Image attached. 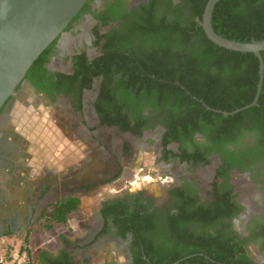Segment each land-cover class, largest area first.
Returning <instances> with one entry per match:
<instances>
[{
  "label": "trees",
  "instance_id": "1",
  "mask_svg": "<svg viewBox=\"0 0 264 264\" xmlns=\"http://www.w3.org/2000/svg\"><path fill=\"white\" fill-rule=\"evenodd\" d=\"M207 1L148 0L128 9L127 0H105L92 10L94 0H89L65 32L83 14H90L96 22L91 34L98 55L89 58L81 51L71 57L70 72H50L47 66L55 41L24 79L52 101L57 96L69 99L72 110L80 113L85 92L99 80L93 102L99 127L136 138L161 127L163 163L197 167L219 156L221 165L209 202L200 203L185 185L170 193V207L165 210L152 208V200L141 194L102 205L103 227L98 237L109 226L123 240L129 234L132 264H256L248 250L249 240L231 231L229 221L243 207L232 196L230 181L234 171H250L264 163V79L256 106L233 116L222 114L252 103L259 63L253 54L228 51L207 39L197 22ZM114 22L117 26L108 28ZM211 26L227 40L264 41V0H220ZM261 57L264 62V52ZM196 135L204 142L196 140ZM249 139L251 145L246 144ZM172 144L178 146L177 153L168 149ZM128 148L125 144L124 155H130ZM80 207L77 197L59 199L46 205L35 223L44 232L66 226ZM30 235L27 230L15 255L7 250L2 256L6 264L22 254L25 264H34L28 248ZM38 261L74 264L62 250L57 255L42 251Z\"/></svg>",
  "mask_w": 264,
  "mask_h": 264
},
{
  "label": "rangeland",
  "instance_id": "2",
  "mask_svg": "<svg viewBox=\"0 0 264 264\" xmlns=\"http://www.w3.org/2000/svg\"><path fill=\"white\" fill-rule=\"evenodd\" d=\"M128 1L133 3L139 0ZM95 25L94 20L83 18L71 31L62 34L57 42L55 55L50 60L49 69L70 72L71 57L81 51H85L89 58L97 56L91 34ZM98 86L99 82L95 81L92 90L85 92L84 114L81 116L68 112L69 99L58 96L52 102L38 94L28 83H23L0 116V131L6 136L0 138L1 144L9 150L21 149L24 153L23 157L16 153L11 155V168H0V247L5 252L8 250L11 255L17 253L18 249L14 253L15 249L7 242H1V234H7L3 233L6 232L4 225L20 207L21 220L26 221L28 227L32 226L31 233L35 231L32 252L36 258L41 250L52 254L65 248L75 253L92 248L93 242L86 244L89 241L87 239L99 235V211L105 201L138 192L160 201L165 199L168 184L184 175L195 179L205 195L213 180L215 162L204 169L191 172L176 163L160 166L157 163L160 154L159 131L146 132L142 137L136 138L130 134L118 133L114 128L98 127L93 111ZM125 144L129 146V156L123 154ZM171 149L176 151L175 146ZM102 167L110 172L119 167L117 180L101 187L91 185L92 187L80 193L82 208L79 214H73L69 218L72 228L55 226L49 232H42L35 223L41 209L60 198L77 194L74 187L64 184V178H70L78 172H83L87 178L92 171H98ZM4 170L10 171V174ZM257 179L256 173L253 177L236 174L232 179L237 200L244 207L243 214L250 217L258 213ZM49 184L53 185L52 188ZM24 207L27 214H30L27 218ZM239 221H235L234 230L243 237ZM61 233H65L63 243L59 240ZM77 236L82 237V240L79 241L78 238V242H71ZM85 237L88 238L84 239ZM100 239L102 238L97 241ZM110 248L115 253L117 264L129 263L125 244L116 243L115 248L113 245ZM4 254L0 252V258ZM250 254L258 264H264V256L257 251L256 245H250ZM75 257L77 264H83L81 256ZM84 262L103 264V255L97 253L89 257L85 254ZM34 263L37 264L36 261Z\"/></svg>",
  "mask_w": 264,
  "mask_h": 264
},
{
  "label": "water",
  "instance_id": "3",
  "mask_svg": "<svg viewBox=\"0 0 264 264\" xmlns=\"http://www.w3.org/2000/svg\"><path fill=\"white\" fill-rule=\"evenodd\" d=\"M88 1L0 0V110L22 85L33 63L53 42L61 38ZM219 1L208 0L201 21L197 20L205 36L225 50L253 54L259 63V80L254 100L242 109L222 113L227 117L257 105L264 79V62L261 57L264 41L242 43L217 35L212 29L211 19Z\"/></svg>",
  "mask_w": 264,
  "mask_h": 264
},
{
  "label": "flooded vegetation",
  "instance_id": "4",
  "mask_svg": "<svg viewBox=\"0 0 264 264\" xmlns=\"http://www.w3.org/2000/svg\"><path fill=\"white\" fill-rule=\"evenodd\" d=\"M104 1L105 0H94V2H91L90 3V7H91V9L92 10H97L98 8H100L103 4H104ZM148 0H139V1H137V2H130V1H128L127 0V2H128V9H131V8H133V7H136V6H138L139 4H141V3H146ZM77 17V16H76ZM75 17V18H76ZM74 18V19H75ZM87 19V18H90L91 20H93V18H92V16L90 15V14H83L81 17H79L75 22H73L72 23V26H71V28H70V30L69 31H71L72 29H73V27H75L76 26V24L81 20V19ZM117 24H118V22H114V23H112V24H110L109 26H108V28H110V27H114V26H117ZM69 31H67V32H69ZM67 32H65V33H67ZM59 41V40H58ZM57 41V42H58ZM57 42H56V44H55V52H56V49H57ZM55 52H54V54H53V56L55 55ZM97 52H98V49H97ZM98 55V54H97ZM53 56L50 58V60L53 58ZM71 61V60H70ZM50 63V62H49ZM47 68H48V70L50 71V72H56V71H52V70H50L49 69V64H48V66H47ZM98 82H100L99 80H97ZM23 83H28L27 81H24ZM22 83V84H23ZM30 86H31V84L30 83H28ZM32 87V86H31ZM20 88H21V86H20ZM19 88V89H20ZM33 88V87H32ZM98 88H99V86H98ZM18 89V90H19ZM34 89V88H33ZM17 90V91H18ZM35 90V89H34ZM16 91V92H17ZM36 91V90H35ZM37 92V91H36ZM97 92H98V90H97ZM38 94H40V95H42V96H45V95H43V94H41V93H39V92H37ZM46 97V96H45ZM58 97V96H57ZM56 97V98H57ZM12 100V97L8 100V102H7V104H6V106H5V108L3 109V111H2V113L0 114V116L3 114V112L6 110V108H7V105L9 104V102ZM84 110V101H83V109H82V111ZM94 110V109H93ZM75 112V111H74ZM75 113H78L79 114V112H75ZM79 115H83V113H81V114H79ZM97 119V118H96ZM97 122H98V120H97ZM101 128H103V127H101ZM153 131H159V133H160V136H159V149H160V154H159V156H158V164L160 165V166H164V165H167V166H169V165H171V164H178L179 166H181V167H184V168H186V169H188L190 172L191 171H196V170H198V169H204V168H206V167H208L209 165H211L212 163H214L215 162V171H214V176H213V180L211 181V183H209V186H208V189H207V191H206V193H205V195H203L202 194V192H201V190H200V188H199V186H198V184L196 183V181H195V179H193V178H191L190 176H188V175H184V176H182V177H178L177 178V180H175L172 184H168V186L165 188V199H162V200H156L154 197H152V196H147V195H145V194H143L142 192H138V193H135V194H128V195H125V196H127V197H130V196H132V197H136V196H138L139 194H141L142 195V197L143 198H145V199H147V198H150L151 200H152V208H159L160 210H165V208H168V207H170V193L173 191V190H175V189H179V188H181V187H183V186H185V185H188L191 189H192V191L193 192H195L196 193V196H197V198L200 200V203H205V202H209V201H211L212 200V198H211V193H212V184H213V182H214V178H215V174H216V170H217V168L221 165V161H220V158H219V156L218 155H215V156H212V157H210V160H209V163L207 164V165H199V166H197V167H194V166H192L191 164H185V163H179V162H168V163H163L160 159H161V155H162V148H161V137H162V135H163V133H164V129H162L161 127H157L155 130H153ZM146 132H152V131H146ZM145 132V133H146ZM144 133V134H145ZM143 134V135H144ZM142 135V136H143ZM4 136V138L6 137L1 131H0V138H2ZM141 136V137H142ZM195 139L196 140H198V141H200V142H204V140H203V138H202V136H200V135H196L195 136ZM1 140L2 139H0V168H4L3 166H5L6 168L7 167H9V168H11L10 167V165H11V162H10V157H11V155L12 154H17L19 157H23V155H24V153H23V151L21 150V149H18V151H16V150H14V151H12V149L11 150H9L8 148H6V146L5 145H3V144H1ZM253 143V140H251V139H249L247 142H246V144L247 145H251ZM172 146H175L176 147V151H173L172 149H171V147ZM177 145L176 144H172V145H170L169 147H168V149L169 150H171L172 152H174V153H177L178 151H177ZM259 168H261V169H263V170H258ZM258 170V171H257ZM8 175L10 174V171H7V170H4ZM254 173H256L257 175H258V179L257 180H255V182H256V187H257V194H258V196H257V201H258V213H254V214H256L254 217H250L249 215H245V214H243V212H244V207H243V205L237 200V197H236V192H235V188H234V185H233V183H232V179H233V176L234 175H244V176H246V177H248V176H250L251 177V175H252V177H253V175H254ZM0 176H1V174H0ZM2 177V176H1ZM7 177V176H6ZM3 180H4V178H3ZM231 184H232V186H233V188H234V191H233V193H232V196H234V199H235V201L240 205V206H242L243 207V210H242V212L241 213H239L236 217H234L233 219H231L230 221H229V223H230V226H231V231H234L240 238H242V239H244V240H249V242H248V250L250 251V245H256V247H257V251L259 252V253H261V255L262 256H264V246L262 245L263 243H264V163H262V164H260V165H258V166H256V167H253L250 171H245V172H240V171H234L233 173H232V175H231ZM50 186H51V188H52V184H49ZM194 193V194H195ZM124 196V197H125ZM194 197H195V195H194ZM109 201H111V200H109ZM106 202H108V201H105L104 203H106ZM103 203V204H104ZM199 203V204H200ZM102 204V205H103ZM102 208V206L100 207V209ZM100 214V213H99ZM101 217V216H100ZM237 219H239L240 221H239V223H238V225L241 227V229H242V233H243V237L242 236H240L235 230H234V225H235V221L237 220ZM101 220H102V218H101ZM102 227H103V220H102V224H101V230H102ZM101 230H100V232H101ZM100 232L98 233V234H100ZM105 236H107V237H109L111 240H114L116 243H119V244H125V246H126V249H127V251H128V254H129V263H127V264H132V253H131V250H130V246H131V242H132V240H131V236L128 234V235H126V238L123 240V239H121L118 235H117V229L115 228V227H113V226H109V229H108V232L106 233V234H104V235H102V237H105ZM97 237V236H96ZM254 260V259H253ZM255 261V260H254ZM256 262V261H255ZM256 264H258L257 262H256Z\"/></svg>",
  "mask_w": 264,
  "mask_h": 264
},
{
  "label": "crops",
  "instance_id": "5",
  "mask_svg": "<svg viewBox=\"0 0 264 264\" xmlns=\"http://www.w3.org/2000/svg\"><path fill=\"white\" fill-rule=\"evenodd\" d=\"M56 100V99H55ZM54 100V101H55ZM52 101V100H51ZM52 101V102H54ZM67 107H69V111L71 114L72 113H75L72 108L70 107V104L68 102V105ZM66 107V108H67ZM84 114V110L81 112ZM79 112V114H81ZM78 114V113H77ZM95 114V113H94ZM99 127V125H98ZM124 147V146H123ZM124 154V153H123ZM120 171V168L119 167H115L113 168V170L110 172L109 169L107 168H98V171H92L91 172V175L89 177H85V174L82 172H78L76 175L74 174L72 177H67V178H64V184H70L72 187L75 188V191L77 192V194L75 195H71V197H77L80 199L81 201V195L80 193L85 191L86 189L92 187V186H96V187H101L103 185H107L113 181H115V179L117 180L118 176H116ZM19 174V173H18ZM18 177H20V175H18ZM37 178V177H36ZM35 178V179H36ZM86 179L88 181H86ZM90 184V185H89ZM92 185V186H91ZM67 186V185H66ZM66 197H69V196H66ZM64 197V198H66ZM62 199V198H60ZM104 203V202H103ZM102 203V204H103ZM102 206V205H101ZM45 207V206H44ZM44 207L41 209V211L44 209ZM82 208V201H81V207H80V210ZM40 211V213H41ZM24 212H25V216L27 218V216H29L30 214H27V211L25 210V207H24ZM40 213L38 215V217L40 216ZM21 216H22V209L21 207L18 208V210H16V212L12 215L11 219L7 221V223L4 225V227L6 229H4V231L6 232H3V233H7L5 236L4 234H1V242L4 243V242H7V244L9 246H11L12 248L15 249L14 253L16 252V250L20 249L21 248V245L23 243V240L25 239L26 237V233H27V230H30L32 228V226H29L28 227V224L26 223V221H22L21 220ZM101 218V217H100ZM28 221V220H27ZM23 222V223H21ZM101 224H102V220H101ZM58 226H62V228H72L71 227V221L70 219L68 220V224L66 226H63V225H58ZM61 228V227H60ZM62 230V229H61ZM101 230V228H100ZM35 231H33L30 235V238H29V246L28 248L30 249L31 251V255L34 259V261H36L37 264H40L39 261H38V256L39 254L43 251L41 250L40 253L38 254V256H36V258H34L33 256V252H32V247H33V243H34V239H33V233ZM43 232V231H42ZM64 234L65 233H61L60 235V242L63 243V241L65 240V237H64ZM64 237V238H63ZM61 238H63L64 240H61ZM76 238V240H75ZM74 239H71V242H78V238H79V241L82 240V237H75ZM88 237H85L84 239H87ZM100 237H93V238H89L87 240H89L86 244H89L90 242H93V247L92 248H88L89 250L86 251V252H77L75 253L74 251H72L71 249H68V248H65V249H60V251H65L66 253H68L74 260V264H77V260H76V255L78 256H81L80 258L82 259L83 261V264L85 263L84 262V257H85V254H87L89 257H92L94 254H97V253H100L103 255V259H104V262L103 264H117V261L115 259V253L114 251L110 248V245H113L114 248H115V245H116V242H112L111 239L108 237L106 238L105 237H102V239H100L99 241H97ZM18 240V241H17ZM75 240V241H74ZM67 241H65L66 243ZM77 244V243H76ZM17 250V251H18ZM3 251V252H2ZM0 252L1 253H6L4 250H2V248L0 247ZM47 252V251H46ZM59 252V251H58ZM58 252L56 253H52L53 255H57ZM108 258V260H107ZM112 261V263H111ZM35 264V263H34Z\"/></svg>",
  "mask_w": 264,
  "mask_h": 264
},
{
  "label": "built area",
  "instance_id": "6",
  "mask_svg": "<svg viewBox=\"0 0 264 264\" xmlns=\"http://www.w3.org/2000/svg\"><path fill=\"white\" fill-rule=\"evenodd\" d=\"M26 263V255L22 254L21 256L17 257L12 264H25ZM0 264H6L3 257L0 258Z\"/></svg>",
  "mask_w": 264,
  "mask_h": 264
}]
</instances>
